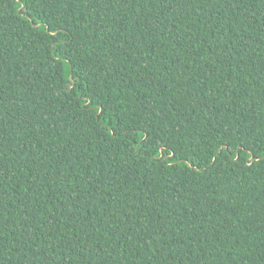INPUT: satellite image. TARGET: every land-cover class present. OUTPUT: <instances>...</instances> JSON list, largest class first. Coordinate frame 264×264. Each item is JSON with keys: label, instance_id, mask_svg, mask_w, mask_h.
<instances>
[{"label": "trees", "instance_id": "trees-1", "mask_svg": "<svg viewBox=\"0 0 264 264\" xmlns=\"http://www.w3.org/2000/svg\"><path fill=\"white\" fill-rule=\"evenodd\" d=\"M0 264H264V0H0Z\"/></svg>", "mask_w": 264, "mask_h": 264}]
</instances>
